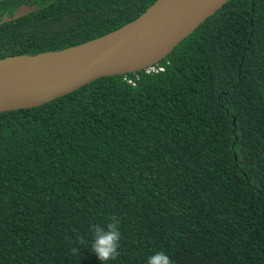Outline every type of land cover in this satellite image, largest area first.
I'll return each instance as SVG.
<instances>
[{
    "label": "trees",
    "instance_id": "trees-1",
    "mask_svg": "<svg viewBox=\"0 0 264 264\" xmlns=\"http://www.w3.org/2000/svg\"><path fill=\"white\" fill-rule=\"evenodd\" d=\"M157 0H1L0 59L74 47ZM157 65L0 113V264H264V0H230ZM131 80L132 82H129ZM73 249L78 251L73 252Z\"/></svg>",
    "mask_w": 264,
    "mask_h": 264
},
{
    "label": "water",
    "instance_id": "water-1",
    "mask_svg": "<svg viewBox=\"0 0 264 264\" xmlns=\"http://www.w3.org/2000/svg\"><path fill=\"white\" fill-rule=\"evenodd\" d=\"M228 1L157 0L135 20L94 40L0 59V113L44 105L103 77L144 71L163 61ZM35 11L21 6L0 26Z\"/></svg>",
    "mask_w": 264,
    "mask_h": 264
},
{
    "label": "clouds",
    "instance_id": "clouds-1",
    "mask_svg": "<svg viewBox=\"0 0 264 264\" xmlns=\"http://www.w3.org/2000/svg\"><path fill=\"white\" fill-rule=\"evenodd\" d=\"M144 71L146 72V69ZM119 228L120 220L116 216H112L106 225L94 224L91 227V232L94 237L91 249L103 264H109V261H115L120 255L121 232ZM76 251L78 250L73 249V252ZM147 264H173V261L165 252L160 251L150 256Z\"/></svg>",
    "mask_w": 264,
    "mask_h": 264
},
{
    "label": "built area",
    "instance_id": "built-area-1",
    "mask_svg": "<svg viewBox=\"0 0 264 264\" xmlns=\"http://www.w3.org/2000/svg\"><path fill=\"white\" fill-rule=\"evenodd\" d=\"M165 71V67L162 65H154L146 69V73L151 74V73H158V72H163ZM129 82H132L131 80H128Z\"/></svg>",
    "mask_w": 264,
    "mask_h": 264
}]
</instances>
